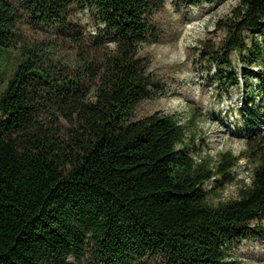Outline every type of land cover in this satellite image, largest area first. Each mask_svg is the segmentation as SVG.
<instances>
[{
	"label": "trees",
	"instance_id": "trees-1",
	"mask_svg": "<svg viewBox=\"0 0 264 264\" xmlns=\"http://www.w3.org/2000/svg\"><path fill=\"white\" fill-rule=\"evenodd\" d=\"M23 3L33 19L57 26L76 6L96 34L73 37L72 59L49 40L18 47L0 91V264H227L229 247L258 234L252 223L264 219V133L254 134L256 118L242 154L249 183L237 198L210 204L205 183L230 181L240 155L194 157L187 123L159 112L135 117L156 88L139 52L152 1ZM20 21L0 0V46L19 39ZM263 26L264 0H240L215 23L221 42L202 54L228 69L233 51L262 60L264 33L254 34ZM254 74L264 84V72Z\"/></svg>",
	"mask_w": 264,
	"mask_h": 264
},
{
	"label": "rangeland",
	"instance_id": "rangeland-1",
	"mask_svg": "<svg viewBox=\"0 0 264 264\" xmlns=\"http://www.w3.org/2000/svg\"><path fill=\"white\" fill-rule=\"evenodd\" d=\"M8 1L21 21L19 39L0 46V91L19 62L18 47L22 42L53 41L56 53L72 59L77 51L73 37L81 34L86 40L96 34L91 16L76 6L70 11L67 25L57 26L33 19L23 0ZM151 1L150 30L139 52L155 77L156 88L148 90L147 97L137 106L135 117L140 119L159 112L187 123L188 134L196 139V149H190L194 157L208 154L216 159L225 151L240 155L230 181L216 186L213 180L205 183L207 189L212 187L208 195L210 204L237 198L240 188L249 183L251 163L242 154L251 140L250 122L255 118L258 121L254 134L264 133V84L254 74L264 72V59L248 62L233 51L232 69H228L209 62L202 53L221 42L223 33L216 29L215 23L229 15L240 0ZM262 33L264 26L254 36L262 39ZM100 34L107 36V31ZM251 35L246 33L247 39ZM112 43L109 39L108 45ZM192 113L197 116L194 123L190 122ZM58 121L63 130L68 128L63 117ZM256 225L260 227L258 234L251 233L229 247L227 264H264V219L252 223V227Z\"/></svg>",
	"mask_w": 264,
	"mask_h": 264
}]
</instances>
